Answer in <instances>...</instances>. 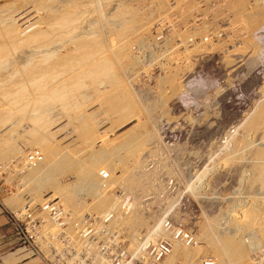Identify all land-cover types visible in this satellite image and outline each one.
<instances>
[{
    "label": "rangeland",
    "instance_id": "obj_1",
    "mask_svg": "<svg viewBox=\"0 0 264 264\" xmlns=\"http://www.w3.org/2000/svg\"><path fill=\"white\" fill-rule=\"evenodd\" d=\"M63 10L73 11L69 25H74L75 30L72 31L71 27V36L59 39L60 42L52 37L50 41L56 47L53 45L50 49L57 51V47L62 49V44L69 45L88 34L101 38L109 35L108 42L112 44L110 48L113 47L110 50L113 77L120 76V86L130 93L137 109L119 122L122 116L108 109L98 95L95 99L97 91L94 89L75 94L74 99L79 104L86 91L84 98L89 97L77 109L71 110L58 103L49 109L45 107L46 116L53 118L49 128L52 131L60 129L50 137L51 142L63 148L71 160L75 158L79 162L72 160L71 167L55 172L51 183L47 184L50 188L43 191L50 194L52 186L60 189L80 184L77 172L80 167H90L91 156L106 150L107 154L122 157L125 151L122 144L135 140L138 135L146 137L144 150L125 158L123 167L129 178L132 175L138 181L141 178V186L130 188L122 177L115 184L111 183L102 173L106 170L100 166V172L96 171L100 190L97 189L96 193L109 195L115 201L114 211L117 209L115 212L113 207L109 209L112 214L107 236L92 237L89 255V247L77 238L75 244L59 242L57 237L51 236L61 228L52 225V220L42 214L41 206L44 205L37 199L38 186L31 184L24 175L29 167L26 161L32 152H39L44 158L36 168L45 167L44 153L32 140L35 125L30 120H23L21 115L15 116L10 125L0 127L6 139L11 131V138L15 136L10 142L12 148L6 147L7 154L0 153V203L13 219L21 222L23 229L28 228L25 233L32 236L28 247L37 246L51 264H220L225 260L220 261L205 237L212 234L214 238L225 239L236 234L232 238L235 240L238 236L236 241L243 243V252L236 254L237 264H264V239L260 231L252 230L253 234L243 237L242 231L235 226L236 221L250 211L248 209L254 207L263 210H257L258 214L264 213V203L259 205L264 193L262 195L258 186L253 185L255 163L252 159L256 148L264 144L261 146L257 142V135L244 133L256 111L264 106V0H0V24L3 21L0 32L8 23L10 26L17 24L18 35L24 38L35 28L44 27L43 21L49 15ZM122 30L123 38L121 36V41L116 40V43L112 35ZM117 48L122 49V53ZM32 53L31 48H21L13 53L9 61L0 66V77L9 75L14 66L26 65L28 59L35 57ZM114 53L117 55L113 56ZM110 88L109 85L108 90ZM85 116L95 126V135L98 136L83 142L81 133L74 130L77 123L72 118ZM237 142L249 145H243L244 150L238 152L235 148ZM117 148L122 151L118 153ZM77 149L83 152H76ZM99 173L103 174L101 178ZM80 193L74 202L71 201L74 203L71 207H66L62 201H53L64 212L67 223L63 229L72 236L71 225L79 222L84 226L93 225L92 230L97 235L103 228L99 219L109 215L108 209L91 208L89 204L94 195L88 191ZM119 200L124 204L120 202V206ZM8 201L15 206L10 207ZM75 207L81 208V213L76 214L78 211L72 210ZM22 208H26L23 213ZM27 210L35 212V218L39 219L34 228ZM16 211L22 217L15 216L17 214L13 212ZM127 215H132L129 220L139 218L140 227L136 228V236L133 235L137 238L130 237ZM260 215L257 226L264 222V215ZM91 217L94 222H87ZM174 246H178L180 252L171 258L176 249ZM23 247L17 242L10 251L21 252L19 250L24 251ZM73 249L80 253L81 262L73 254ZM23 254L27 253L24 251Z\"/></svg>",
    "mask_w": 264,
    "mask_h": 264
},
{
    "label": "bare ground",
    "instance_id": "obj_2",
    "mask_svg": "<svg viewBox=\"0 0 264 264\" xmlns=\"http://www.w3.org/2000/svg\"><path fill=\"white\" fill-rule=\"evenodd\" d=\"M72 20H73V11L72 10H68L67 12L63 10L62 13H57V14L54 13V15L53 14L49 15L46 19H44V21H43L44 27H42L40 25V27H42V28L38 29V27H37V30L35 28V31L32 30L33 32H31V33L29 32L30 33L29 35L26 36V34H25L24 36H26V37H24V38H21L22 36L20 37L18 35L19 30L15 27V26H18L17 24L16 25L13 24L14 26L11 24V26H10V24L8 23L9 24V26H8V24L6 22L4 23V24H7V27H5L6 26L5 25L4 26L5 28L4 27L1 28L2 30L0 32V66L2 64H4L5 62H7V60L9 61V59H10L9 56L11 57V55H13V53L18 52L21 48H31L32 52H33L32 55L35 57L33 59H31V58L28 59L26 61L27 62L26 65H23L25 63V61H24V63L21 64V65H23L22 67L14 66L15 70H14V68L12 70L10 69L12 72L9 71V75H6V77L4 76V78H3L2 77L3 75L1 76L2 80H0V127L2 126L4 128L7 123H9V125H10V122L12 123L13 120L15 121L14 118L17 115H21L23 117L22 119L25 121L30 120L34 123L35 126L33 129L34 130L33 132L35 134H34V138L32 140H33L34 145L38 146L39 149L41 148L42 152L44 153V157H45V162H44L45 164L44 165H45V167L42 166L43 168H40V167L36 168L37 166H39L42 163V159L39 163H37L35 165H33L31 163H27V165L30 168L29 167L27 168L26 174H24V175H25V178L26 177L28 178V180L31 184L33 183V185L36 184L38 186L39 193L37 195L38 196L37 199H39L40 201H43V202L46 201L45 204L42 202L43 205H46L49 201H51V202L62 201V203L66 207H69V206L71 207V204L75 201L74 198L76 195H79L80 192L88 191V192H91L92 195H94L92 203L89 204L92 207L89 206V208L90 207L94 208V209L105 208V209H108V212H109V209H111L113 207L112 210H113V212H115V211H117V209L114 211L115 206H113V205H115V201H113V199L110 198L109 195H107V194L105 195L104 193L103 194L102 193L101 194L96 193V191L98 189L97 182L100 180V179H97L98 174L96 175V171L100 166H101V168L104 167V170H106V171L102 172V173L107 175L106 179H108L109 182L111 181V183H114V182L116 183V181L122 177V178L126 179V180L122 179V181L125 183L126 186H128L130 188L132 186H141V178L140 177H139V181H138L136 179L135 175H132L130 178L128 177V175H126V172H125L126 170L124 169L125 167H123V162H124L125 158H127L129 156H135V155L141 153L142 150H144L143 145L145 143V141H144V139L146 138L145 136L138 135V136H135V138H134L135 140L127 141V142L123 143L122 144L123 147H121V148H122V150H125V151H124L122 157H121V155H120V157H115L116 155L114 156V154H112V153L107 154L106 150H104V152L102 150L101 152H98L94 155L92 152L93 156H91L89 158V162H91L90 167L84 168V169H83V167H80V169H79L80 171L77 170L78 171L77 175H76L78 178L77 180L84 182V184H82L79 181L80 184L76 183V184H74V186L73 185L72 186H63L64 188L60 187V189L52 186L51 191H49L50 194H45L43 191L44 188H50V186H48L47 184L51 183L52 176H53V174H55V172H60L61 170L68 168L69 166L71 167L72 160L73 161L76 160L79 162V159L72 158V160H71V157L69 155L65 154V151L62 150L63 148L55 146V145H53V142H51V138L53 137V135H55L57 132H59L60 129H58L56 131H52L51 130L52 128L51 127L49 128V126L53 124V120H52L53 118L51 116L50 117L46 116V112H48V111L45 112V110H44L45 107L46 108L48 107V109H49V106H52V105H55L58 103V105L61 104L62 106H65L66 108H71V110H73L74 108L77 109V107H79L78 105H81L83 102H86V99L89 97L84 98V96L87 92L86 91L85 94H83L84 96L82 95L83 98L81 97L83 100L84 99L85 100L83 101L81 99L82 102H81V104H79L80 102L78 101L79 102L78 103V102H76L77 101L76 98L74 99L75 94L81 92V90H84V89L85 90L94 89L95 91H97L95 99H97V95H98L99 97H101L100 101L102 100L101 102L107 104V106L109 107L108 109H110L112 112L122 116V119L119 122H123L125 120V118H128L129 116H131V114H134L135 108H136V106L134 105L133 98H131V95H129L130 93L128 94V92H126V90L123 88V86H120L121 85V84H119L120 83L119 82L120 76H119V78L117 75L115 76L118 80L113 77L114 76V73H113L114 72V63L110 57V53L113 50V47L110 48L112 46V44L108 42V41H110V39L108 40L109 35H105L103 38H101L98 35L89 37L88 36L89 34H88V35H86L87 37L81 36L80 37L81 39H78L69 45H63L62 44V46H63L62 49L60 46L59 47L60 49H58V47L56 48L57 51H52L53 45L55 46L56 44H53L50 41V39L52 37H53V39L58 38L57 42H60L65 37L69 36V34L71 36V34L73 32L70 31V28L73 27L74 25H69V24L71 23ZM0 21H1V19H0ZM12 23H14V21ZM2 24H3V21H2ZM2 24H0V25H2ZM41 24H42V22H41ZM74 27L71 29L72 31L75 30ZM124 29H125V27H124ZM128 33H131V32H128ZM123 34H124V31L121 33L118 32V33L112 35V38L114 39L115 42H116V40H117V42H118V40L121 41L119 38L121 36L123 38ZM59 39H62V40L58 41ZM49 42H51V43H49ZM54 42H56V41H54ZM49 44H51L52 46L49 47ZM57 45H58V43H57ZM117 47H118V45H117ZM50 48H52V49H50ZM121 48H123V45ZM117 49H118V51L122 50V49L119 50V48H117ZM114 50L116 51V48ZM115 53L113 56L117 55V54L115 55ZM121 55H123V54H121ZM26 58H28V57H26ZM113 58H115V57H113ZM117 58H119V57H117ZM115 60H116V58H115ZM28 61H29V63H28ZM5 66H3V67L5 68ZM127 67H128V65H127ZM8 68H10V67H8ZM0 70H1V68H0ZM5 70H8V69L5 68ZM4 72H6V71H4ZM1 77H0V79H1ZM109 85H110V87H112V89L110 88L108 90ZM101 91H102V93H101ZM99 92L101 93L102 96L99 95ZM87 100H89V99H87ZM50 109H52V108H50ZM38 110H40V111H38ZM34 114H35V116H34ZM47 115H48V113H47ZM18 118H21V117H18ZM252 118H253L252 121L246 127V131H244V133H247V134L251 133V135L253 133V134H255V136L257 135L258 139L260 138L259 141L257 139V142H259V144H261V146H262V144H264V106L260 107L258 112L256 111V113L254 114V116ZM72 119H73V122L77 123V125L75 124V126H74V130L81 133L80 139L83 142L90 139L93 136H95V137L98 136V135L97 136L95 135L96 134L95 129H94L95 126L93 127V124H90L89 118H87V116L82 117V118L81 117L80 118H74L73 117ZM76 121H78V122H76ZM33 123H31V124H33ZM26 128L24 129V131L26 130ZM30 128H31V126H30ZM30 128H29V130L31 131ZM32 128H33V125H32ZM6 129H8V128H5L4 130H6ZM9 129H10V127H9ZM29 130H28V132H30ZM33 132H32V134H33ZM93 132H94V134H93ZM11 133L13 134L12 131H11ZM244 133H243V135H244ZM2 134L3 133L0 130V146H2L0 148L1 154L6 152V149H7L6 147H8V149H9L10 142L13 139V137H15V136H13L11 138L12 134H10V137L8 139H6L7 137H3ZM247 134H246V136H251V135H247ZM17 135L19 136V134H16V136ZM245 138H248V137H245ZM93 140H94V138H93ZM91 141H92V139H91ZM55 142H56V140H55ZM86 144H88V142ZM243 145L247 146L249 144L248 143H240V142L236 143L235 148L237 149L238 152H240L242 149L244 150ZM255 145H257V144H255ZM88 147H86V149ZM10 148H12V147H10ZM121 148H119V149L117 148L118 153H119V151L120 152L122 151V150H120ZM254 149H255V147H254ZM11 150H13V149H11ZM80 150L77 149L76 152H79ZM13 152H15V150H13ZM5 154H7V152ZM5 154H3V155H5ZM76 155H78V154L76 153ZM3 157H2V159H3ZM75 157H77V156H75ZM80 157H83V156H80ZM252 157H253L252 159L254 160V163H255V164L253 163L254 164L253 169L255 170V173H253V175H254L253 185L258 186V188L261 190L262 195H263V193H264V146L256 148V150L253 152ZM26 162H28V161H26ZM25 166H26V164H25ZM100 169H98V171ZM102 173H99L100 178H101ZM111 176H112V178H111ZM23 178H24V176H23ZM119 182L121 183V180ZM30 183H28V184H30ZM47 190H49V189H47ZM98 190H100V189H98ZM112 197H114V196H112ZM73 199H74V201H73ZM118 199L119 198H117V199L115 198V200H118ZM126 199H127V197H126ZM260 199H263V201H261V202L259 201L260 202L259 205H262L264 203V198H260ZM71 201H73V202H71ZM120 202H123V200L122 201L119 200V203ZM254 202H253V204H254ZM8 203L10 204V207L15 206V204L11 203V201H8ZM29 203H30V201H29ZM49 204H50V202H49ZM123 204H124V202H123ZM72 205H74V203ZM128 205H130L129 202L127 203V206ZM256 205L258 206V204H256ZM117 206L118 205H116V207ZM120 206H121V203H120ZM29 208H30V206H29ZM118 208H121V207H118ZM80 209L81 208L77 207L76 209H72V210L78 211L76 214H79V213H81ZM87 209H86V211H87ZM251 209H255V208L253 207ZM251 209H248L250 211H248L247 214L244 212L246 216H244V215L243 216L245 218H243V216H242L243 219L241 218V219H239L240 221L239 220H238V222L236 221L235 226L238 229V231H240V230L242 231L241 236H243V235L247 236L248 234L251 233L252 230H253L252 232H254V230H256V232L260 231V233H261L260 235H262V237L264 239V227H262V226H264V225H262L264 222L262 223L260 221L262 223L261 224L262 226L261 225L257 226L259 223V220H261V219H259V215L260 214L264 215V213L258 214L259 209H257L258 211L256 209L255 210H251ZM91 210H93V209H91ZM20 211H22L21 213H23L26 211V208H24V209L22 208V210H20ZM119 211L122 213L121 210H119ZM30 212L31 211L27 210L26 213L30 214ZM94 212H95V210H94ZM13 213L17 214L15 216H18V217L22 215L19 213V211H16ZM101 213H103V212H101ZM118 213H117V215L120 214V213L119 214ZM110 214H112L111 211L109 212V215ZM131 214L133 215L134 212H132ZM132 215H129V216L127 215L128 218H127L126 224L129 226V229H130V234H131L130 237H132L134 239V237L136 236L135 233H137V232H135L136 228L139 229L140 224H139V218H138V220H136V218L133 217L129 220V218ZM78 217H79V215H78ZM121 217H122V215H121ZM48 219H49V217H48ZM116 222H117V220H116ZM232 223H234V222H232ZM50 226L48 225V227H50ZM235 226H234V228H235ZM211 228H213V227H211ZM232 228H233V226H232ZM257 229H258V231H257ZM43 231H45V230H43ZM207 232H209V231H207ZM232 232H233V230H232ZM234 233H235V231H234ZM251 234H253V233H251ZM255 234H257V233H255ZM133 235H135V236H133ZM235 235L233 237H235ZM43 236H45V235H43ZM232 236L226 237L225 239H223L224 237L222 239H220L219 237L214 238L215 236L212 234H208L205 237L207 242L209 241L208 243H210L213 246L212 249L215 250V252L217 253V256L221 259L220 261L225 260V262H222L225 264H237L238 261L236 259L237 258L236 254L243 252L242 251L243 243L241 244L242 241L238 242V241H236L238 236L236 237L235 240H234V238H232ZM148 237H149V235H148ZM243 237H241V240ZM251 237H252V235H251ZM135 238H137V237H135ZM133 244H135V243H133ZM44 246H46V245H44ZM174 247L176 248V246H174ZM22 250H19V251H21L20 252L21 254H23V252L25 251V250L24 251H22ZM172 252H174V253H172L173 255L171 256V258L174 257L176 252L177 253L180 252L179 247L177 246L175 251H172ZM23 255H24L23 257H25L27 254L26 255L23 254ZM176 257H177V254H176ZM186 258H187V256H185V259ZM72 260H73V258H72ZM222 263L220 262V264H222Z\"/></svg>",
    "mask_w": 264,
    "mask_h": 264
},
{
    "label": "built area",
    "instance_id": "obj_3",
    "mask_svg": "<svg viewBox=\"0 0 264 264\" xmlns=\"http://www.w3.org/2000/svg\"><path fill=\"white\" fill-rule=\"evenodd\" d=\"M42 155L39 152H32L30 154V156H28V163H31L33 165L39 163L41 161ZM33 211L31 210L30 214H28V219H31L32 223H33V228L36 227V224L39 222V219H36L35 217V212L32 213ZM41 212L42 214H46V216L49 217V219L52 220L53 225L55 224V226L61 228L59 232H57V234L55 236H51L52 238L57 237V239L59 240V242H63L66 243L67 245H69L70 243H74L75 244V238L79 239L87 248L89 247L90 243L92 242V237H97V236H107L108 234V224L111 221V217L110 215L104 216L103 218L99 219V222L103 223V228L101 230H99L100 233H98L96 235V232H94V230H92V226L93 225H82L79 222H75L72 223V228H73V235L70 236L69 233L66 232V230H64L63 228L66 226V220L64 219V212L63 210L60 209V206L57 203L51 202L50 204H46L44 206H41ZM27 219V218H25ZM87 222H94L93 218H88ZM12 225L14 227L15 230V239L16 242H18V244H21L23 247L25 252L27 254H29V256H40L42 257L44 260H46L47 262H49V260H47L43 255V253L41 252V250L37 247V246H33L30 245L28 247L29 244H31L32 240V236L28 234V236L26 235L25 231L27 232L28 228L23 229V226L21 225L20 221H17L15 219H12ZM96 226V225H95ZM95 226L93 227L95 229ZM42 227V225L36 229H40ZM66 239V240H65ZM73 239V240H72ZM73 241V242H72ZM92 245V244H91ZM72 251V250H71ZM50 252H52L50 250ZM73 254H75V256H77L78 262L80 261V253L77 252V250L73 249ZM91 253V246L88 248V252L87 255H89ZM82 260L85 262V260L82 258ZM49 264H51L49 262Z\"/></svg>",
    "mask_w": 264,
    "mask_h": 264
},
{
    "label": "crops",
    "instance_id": "obj_4",
    "mask_svg": "<svg viewBox=\"0 0 264 264\" xmlns=\"http://www.w3.org/2000/svg\"><path fill=\"white\" fill-rule=\"evenodd\" d=\"M12 217L7 208L0 203V264H49L40 256H25L20 252H11L15 239Z\"/></svg>",
    "mask_w": 264,
    "mask_h": 264
}]
</instances>
